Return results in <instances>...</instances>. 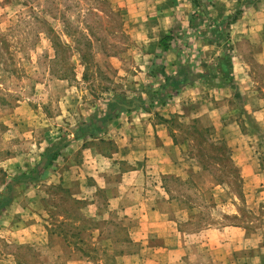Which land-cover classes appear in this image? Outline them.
<instances>
[{
	"label": "rangeland",
	"instance_id": "1",
	"mask_svg": "<svg viewBox=\"0 0 264 264\" xmlns=\"http://www.w3.org/2000/svg\"><path fill=\"white\" fill-rule=\"evenodd\" d=\"M257 1L251 2L252 12ZM111 2L0 0V201L9 198L0 211V264H145L149 259L151 264H264V251L252 247L257 241L264 246V120L259 122L250 112H264V70L255 72L262 87L251 88L247 96L239 94L237 103L216 104L217 111H208L207 105L197 110L221 121L225 133H211L192 105L181 120L170 123L185 162L202 168L184 179L167 175L162 181L168 190L165 210L177 223L162 230L167 234L176 229L182 236L177 261H159L162 252L157 247L165 237L152 233L145 238L144 226H133L138 218L111 207L104 190H97L93 200H81L72 195L78 190L76 181H48V173L57 159H65L64 148L80 129L148 107L138 89L125 81L123 69L133 72L139 60L132 53L122 12ZM202 2L209 7L207 0ZM195 11L200 8L191 16ZM224 110L230 112L232 127L224 128ZM227 135L242 147L240 159L257 162L261 181L240 182L228 172L235 153L225 142ZM81 136L87 140L84 146L115 149L102 136L99 141L86 139L84 132ZM53 152L57 155L46 174L16 180L35 173L41 156ZM117 162L108 169L110 186L119 181ZM89 201L98 202L96 215L83 213ZM229 225L245 229L251 241L247 247L233 251L221 240L224 234L209 243L206 229ZM145 241L146 248L141 245ZM170 241L167 246L175 247L176 237Z\"/></svg>",
	"mask_w": 264,
	"mask_h": 264
},
{
	"label": "crops",
	"instance_id": "2",
	"mask_svg": "<svg viewBox=\"0 0 264 264\" xmlns=\"http://www.w3.org/2000/svg\"><path fill=\"white\" fill-rule=\"evenodd\" d=\"M111 1L112 6L122 12L125 32L133 43L132 53L139 60V66L133 72L123 69L127 76L125 81L138 89V95L143 97L145 103L148 102V107L112 117L101 131L92 135L94 137L86 136L88 140L99 141L102 136L111 141L115 145L111 152L97 147L95 143L84 146L87 140L82 136L71 138L68 147L64 148L67 154H62L66 156L65 159H57L55 168L47 178L62 185H72L76 181L78 190L72 195L81 200H93L97 190H104L111 207H120L125 215L138 218L133 226H144L145 238L152 233L165 237L163 244L157 247L162 252L159 261L175 262L183 242L176 229L167 234L162 230L165 226H177L165 210L168 190L162 181L167 175L184 179L191 170L202 168L185 162L170 123L177 118L181 120L187 105H192L193 108L195 106L198 121L211 133L220 134L223 123L210 120L203 111L197 110L207 105L208 111H217L216 104L237 103L239 94L247 96L251 88L262 87L261 76L255 72L264 70V0L255 3L253 12L252 0H207L210 20L206 21L202 16L201 20L195 18L192 24L191 12L195 5L191 0ZM236 11H240L239 15L225 27V36L214 39L212 30ZM169 35L171 39L164 49L161 40ZM227 45L230 46L229 77L224 75L219 64ZM154 65L161 67L164 74L171 77H177L179 70H183L188 78L178 88L165 94L162 92L163 86L167 85L165 76L158 72L153 74ZM165 95L167 98L162 102L161 98ZM252 111L257 114L259 122L264 120V112ZM220 117H224V128L232 127L230 112L224 110V116ZM236 125L241 127V124ZM225 140L227 145L233 146L234 161L241 178L247 182L261 181L257 162L240 159L242 147L236 146L228 135ZM104 142L108 145V141ZM115 160H118L119 181L116 186H110L108 169L114 166ZM101 163L105 165L102 167ZM120 166L124 168L120 169ZM127 196L133 201L125 203ZM93 202L89 201L83 213L92 211L90 215H96V210L99 212L98 202ZM205 231L209 243H213L214 237L224 234L221 240L233 251L242 250L251 242L245 229L237 225L208 228ZM171 236L177 239L175 247L167 246L171 244ZM141 245L146 248L147 241ZM252 247L264 251V246L258 241ZM152 260L144 263L151 264Z\"/></svg>",
	"mask_w": 264,
	"mask_h": 264
},
{
	"label": "trees",
	"instance_id": "3",
	"mask_svg": "<svg viewBox=\"0 0 264 264\" xmlns=\"http://www.w3.org/2000/svg\"><path fill=\"white\" fill-rule=\"evenodd\" d=\"M191 1L195 5V7L200 8V11H199V13L196 11L194 12V14H193L194 16H191L190 23L192 24V21H194L196 17H198L200 19L201 16H204L205 19L210 20L209 16L207 15V5L204 2H202V0H191ZM239 12L240 11H236L233 15L227 16L221 22V24L219 26H217L216 28H214L212 30L214 39L217 40L218 38H221L222 35L225 36V27L237 19ZM169 39H171V35L166 36L161 40V45L163 46L164 49L167 48V41ZM226 48L227 49L225 50L224 54L219 59V64L221 66V71L224 73V75L229 77L230 68H231L230 54H229L230 53V46L227 45ZM152 70H153L152 71L153 74L158 72V73H161L165 76V81H166L167 85L165 84L163 86V89H162V92L165 94L168 93L169 91H173L176 88H178L188 78L187 74H185V72L183 70H179V75H177V77H173V76L171 77V76L165 75L164 72L162 71V68L159 67L158 65H154ZM166 98H167V95L162 96L161 101L164 102L166 100ZM111 118L112 117H110V116L101 118L100 125H97L96 127H92V126H94L93 123H91L90 126L86 125V128L84 127V128H82L83 130L80 129L79 133L77 132L76 137L78 138L79 136H81V133H83V132H84V134L86 133L89 136L95 135L96 133H98L99 131H101L103 129V127L105 126L107 121H109ZM223 148L230 155V152L228 150V146L225 143L223 144ZM56 155H57V152H53L52 154H49V155L43 154L41 156V162L38 165H36L35 173H31L29 176L24 175V174L18 175L16 177V180L23 177V176L29 178L30 180H34V179H37L39 176H43L44 174H46V172L48 170L47 167H49L52 164ZM230 165L231 166L228 168V172L229 173H230V171L234 172L235 177L241 182L242 178L239 174L238 168L232 160H231ZM203 169H204V167H203ZM205 169H206V167H205ZM216 180H217V183L221 182L219 179H216ZM8 202H9L8 196L1 199L0 211L8 205Z\"/></svg>",
	"mask_w": 264,
	"mask_h": 264
},
{
	"label": "water",
	"instance_id": "4",
	"mask_svg": "<svg viewBox=\"0 0 264 264\" xmlns=\"http://www.w3.org/2000/svg\"><path fill=\"white\" fill-rule=\"evenodd\" d=\"M123 106H125V107H127V108H128V106H126V105H123ZM131 107H134V105H132Z\"/></svg>",
	"mask_w": 264,
	"mask_h": 264
}]
</instances>
